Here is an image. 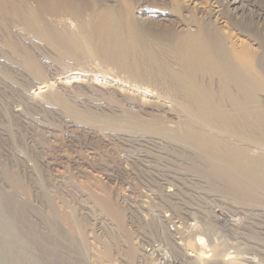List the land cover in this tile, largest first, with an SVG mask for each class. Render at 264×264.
I'll return each instance as SVG.
<instances>
[{
	"label": "rangeland",
	"instance_id": "374dc122",
	"mask_svg": "<svg viewBox=\"0 0 264 264\" xmlns=\"http://www.w3.org/2000/svg\"><path fill=\"white\" fill-rule=\"evenodd\" d=\"M222 1L0 0V264H264V133L230 162L192 108L100 54L107 19L121 37L136 19L139 42L209 24L249 38L235 24L264 0Z\"/></svg>",
	"mask_w": 264,
	"mask_h": 264
},
{
	"label": "bare ground",
	"instance_id": "6f19581e",
	"mask_svg": "<svg viewBox=\"0 0 264 264\" xmlns=\"http://www.w3.org/2000/svg\"><path fill=\"white\" fill-rule=\"evenodd\" d=\"M226 4L235 12L240 9L238 0H227ZM125 27L127 35L121 37L117 22L107 19L99 35L100 54L107 66L117 69L119 73L116 77L129 87H140L147 92V87L163 88L166 92L170 90L174 99L180 102L181 108H192L204 127L213 131V137H206L208 139L202 140V144L216 149L217 153L230 162H247L245 157L251 154V150L246 148H249L251 142L255 144L259 141V138L253 135L263 136L264 133V19L244 22L239 26L235 24V27L246 33L249 38L240 39L237 34H231L225 40L218 33V27L209 24L198 27L191 33L181 28L175 43L171 44L173 40L169 45L157 37H146L147 39L139 42L133 36V31L138 30L134 18L128 20ZM208 32H212V39ZM252 40L256 42V49L250 45ZM111 76L115 78V75ZM195 76L206 78L208 97L203 96L200 91L202 83L197 82ZM111 93L122 95L117 87H113ZM96 105L95 108L101 107ZM90 135L94 138L96 133L92 132ZM261 139L264 140V137ZM233 141L239 142L240 145L233 144ZM253 157L255 158V154ZM158 255L161 257V254ZM163 259V263L169 261L166 256Z\"/></svg>",
	"mask_w": 264,
	"mask_h": 264
}]
</instances>
